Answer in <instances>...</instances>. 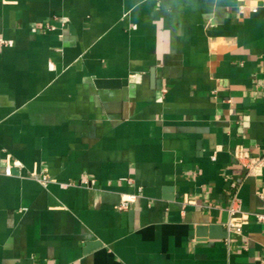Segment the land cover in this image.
I'll return each instance as SVG.
<instances>
[{"label": "crops", "instance_id": "obj_1", "mask_svg": "<svg viewBox=\"0 0 264 264\" xmlns=\"http://www.w3.org/2000/svg\"><path fill=\"white\" fill-rule=\"evenodd\" d=\"M0 37V264H264V0H0Z\"/></svg>", "mask_w": 264, "mask_h": 264}, {"label": "built area", "instance_id": "obj_2", "mask_svg": "<svg viewBox=\"0 0 264 264\" xmlns=\"http://www.w3.org/2000/svg\"><path fill=\"white\" fill-rule=\"evenodd\" d=\"M3 42H4V40L0 37V45ZM5 173L6 174L12 173V169H11L10 165H8L6 167ZM36 176L43 183H47L50 180L47 173H44L40 176H38V175H36ZM130 205H131V199L130 198H123V199H121V201L117 207L119 209H128V208H130ZM229 212H230V220L228 222V228L230 230H235V231L240 232L242 230L244 223L247 222V220L249 219L250 213L246 212L244 210V208L242 206V201L238 198V196L236 194L234 195L232 204L229 208ZM252 215H254V217L259 222H262L264 224V211L263 212H256Z\"/></svg>", "mask_w": 264, "mask_h": 264}, {"label": "water", "instance_id": "obj_3", "mask_svg": "<svg viewBox=\"0 0 264 264\" xmlns=\"http://www.w3.org/2000/svg\"><path fill=\"white\" fill-rule=\"evenodd\" d=\"M126 80L123 81H116V80H104L102 83L105 85H110V86H117L120 85L121 83H125ZM100 243L99 242H88L87 243V250L92 249L93 247H97Z\"/></svg>", "mask_w": 264, "mask_h": 264}]
</instances>
